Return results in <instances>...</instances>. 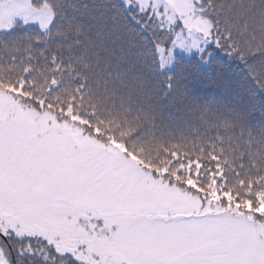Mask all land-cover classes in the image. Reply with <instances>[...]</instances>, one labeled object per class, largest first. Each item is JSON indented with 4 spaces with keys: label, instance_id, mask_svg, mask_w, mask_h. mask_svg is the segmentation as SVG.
Masks as SVG:
<instances>
[{
    "label": "snow or ice",
    "instance_id": "6c2138e0",
    "mask_svg": "<svg viewBox=\"0 0 264 264\" xmlns=\"http://www.w3.org/2000/svg\"><path fill=\"white\" fill-rule=\"evenodd\" d=\"M0 264H264V0H0Z\"/></svg>",
    "mask_w": 264,
    "mask_h": 264
}]
</instances>
